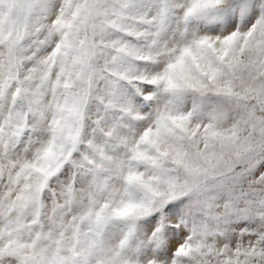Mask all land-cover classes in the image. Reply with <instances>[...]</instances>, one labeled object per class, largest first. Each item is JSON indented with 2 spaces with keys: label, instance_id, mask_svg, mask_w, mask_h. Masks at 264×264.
<instances>
[{
  "label": "snow or ice",
  "instance_id": "snow-or-ice-1",
  "mask_svg": "<svg viewBox=\"0 0 264 264\" xmlns=\"http://www.w3.org/2000/svg\"><path fill=\"white\" fill-rule=\"evenodd\" d=\"M0 264H264V0H0Z\"/></svg>",
  "mask_w": 264,
  "mask_h": 264
}]
</instances>
